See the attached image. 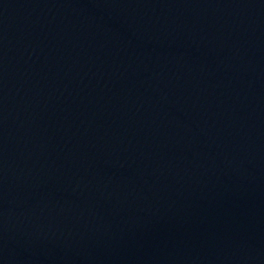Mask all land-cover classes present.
Here are the masks:
<instances>
[{
	"label": "water",
	"instance_id": "water-1",
	"mask_svg": "<svg viewBox=\"0 0 264 264\" xmlns=\"http://www.w3.org/2000/svg\"><path fill=\"white\" fill-rule=\"evenodd\" d=\"M0 264H264V0H0Z\"/></svg>",
	"mask_w": 264,
	"mask_h": 264
}]
</instances>
